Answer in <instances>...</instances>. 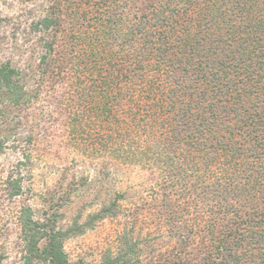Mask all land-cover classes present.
<instances>
[{"label": "trees", "instance_id": "obj_1", "mask_svg": "<svg viewBox=\"0 0 264 264\" xmlns=\"http://www.w3.org/2000/svg\"><path fill=\"white\" fill-rule=\"evenodd\" d=\"M38 7L26 26L33 43L24 75L35 68L63 88L58 103L79 145H99L155 176L151 233L175 240L148 264H264V0ZM17 69L0 65L12 104L26 97ZM118 205L103 202L83 226L115 216ZM140 215L98 264L134 257ZM20 225L21 264H77L63 250L69 228H46L31 216Z\"/></svg>", "mask_w": 264, "mask_h": 264}, {"label": "rangeland", "instance_id": "obj_2", "mask_svg": "<svg viewBox=\"0 0 264 264\" xmlns=\"http://www.w3.org/2000/svg\"><path fill=\"white\" fill-rule=\"evenodd\" d=\"M43 3L0 0V65L8 61L18 68L17 82L26 91L24 100L12 104L0 88V264H21L20 223L27 216L46 228L70 229L62 242L70 262L98 264L106 248H115L119 232L132 230V214L142 215L135 225L139 235L134 257L124 264H148L151 255L175 240L166 231L151 233L157 225L146 210L152 187L159 189L153 186L155 176L99 145H79L69 110L58 103L64 102L63 88L36 77L35 68L30 75L23 73L33 43L26 26ZM114 198L119 204L115 216L83 226Z\"/></svg>", "mask_w": 264, "mask_h": 264}]
</instances>
